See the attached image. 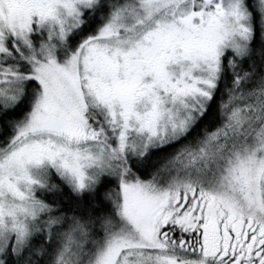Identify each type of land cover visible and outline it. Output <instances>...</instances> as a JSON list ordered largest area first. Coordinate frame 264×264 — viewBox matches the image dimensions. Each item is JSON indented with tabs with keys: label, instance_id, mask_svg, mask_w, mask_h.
I'll use <instances>...</instances> for the list:
<instances>
[{
	"label": "snow or ice",
	"instance_id": "6c2138e0",
	"mask_svg": "<svg viewBox=\"0 0 264 264\" xmlns=\"http://www.w3.org/2000/svg\"><path fill=\"white\" fill-rule=\"evenodd\" d=\"M0 264H264V0H0Z\"/></svg>",
	"mask_w": 264,
	"mask_h": 264
}]
</instances>
